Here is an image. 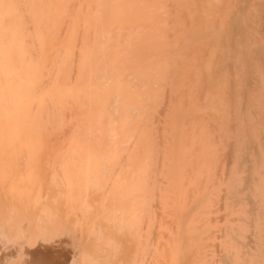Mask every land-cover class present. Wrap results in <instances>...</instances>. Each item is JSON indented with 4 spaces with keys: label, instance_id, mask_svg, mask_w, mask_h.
Listing matches in <instances>:
<instances>
[{
    "label": "bare ground",
    "instance_id": "6f19581e",
    "mask_svg": "<svg viewBox=\"0 0 264 264\" xmlns=\"http://www.w3.org/2000/svg\"><path fill=\"white\" fill-rule=\"evenodd\" d=\"M0 264H264V0H0Z\"/></svg>",
    "mask_w": 264,
    "mask_h": 264
}]
</instances>
